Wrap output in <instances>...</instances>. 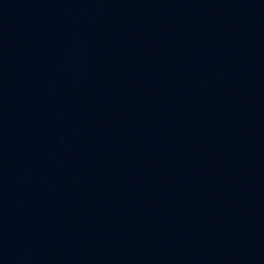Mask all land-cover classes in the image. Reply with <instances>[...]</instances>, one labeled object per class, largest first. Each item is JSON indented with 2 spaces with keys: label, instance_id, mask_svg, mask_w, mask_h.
<instances>
[{
  "label": "water",
  "instance_id": "obj_1",
  "mask_svg": "<svg viewBox=\"0 0 264 264\" xmlns=\"http://www.w3.org/2000/svg\"><path fill=\"white\" fill-rule=\"evenodd\" d=\"M0 264H264V0H0Z\"/></svg>",
  "mask_w": 264,
  "mask_h": 264
}]
</instances>
